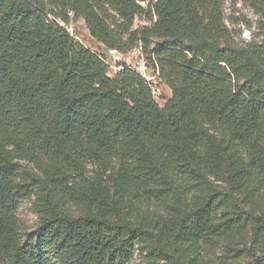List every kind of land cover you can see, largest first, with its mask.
Returning a JSON list of instances; mask_svg holds the SVG:
<instances>
[{
  "label": "trees",
  "instance_id": "1",
  "mask_svg": "<svg viewBox=\"0 0 264 264\" xmlns=\"http://www.w3.org/2000/svg\"><path fill=\"white\" fill-rule=\"evenodd\" d=\"M243 1L264 23V0ZM223 4L0 0V264H131L138 251L264 264V42L236 46ZM80 20L108 51L141 48L172 92L164 108L63 26ZM28 195L39 222L22 233Z\"/></svg>",
  "mask_w": 264,
  "mask_h": 264
},
{
  "label": "rangeland",
  "instance_id": "2",
  "mask_svg": "<svg viewBox=\"0 0 264 264\" xmlns=\"http://www.w3.org/2000/svg\"><path fill=\"white\" fill-rule=\"evenodd\" d=\"M146 6V4H143ZM223 13L225 18V24L231 33L232 42L236 46H246L254 43L264 42V23L261 18L248 6L243 0H224ZM151 23L146 18L138 17L135 21V29H139L145 26H149ZM63 26L69 31L71 36L80 42L89 50L95 52L101 56L109 65V73L112 77L116 75L119 68L130 67L135 69L138 67L140 59L143 58L146 63V57L139 54L141 48L135 49L129 54H119L116 51H108L103 45L94 40L87 29L83 20L77 23H71ZM147 74L151 79V88L155 100L161 108L167 104L172 96L171 90L161 81L159 75L155 73L154 69L147 63ZM123 70V69H122ZM260 194L264 196V180H260L257 184ZM264 200V198H263ZM35 197L28 195L22 198L19 203L17 217L20 222L22 233H30L37 229L39 218L35 210ZM264 205V203H263ZM142 211H146L144 205L139 206ZM224 247L222 245H216L211 249H208L207 253L222 254ZM52 255V254H51ZM145 254L138 251L131 264H145ZM50 264H57L51 259Z\"/></svg>",
  "mask_w": 264,
  "mask_h": 264
},
{
  "label": "built area",
  "instance_id": "3",
  "mask_svg": "<svg viewBox=\"0 0 264 264\" xmlns=\"http://www.w3.org/2000/svg\"><path fill=\"white\" fill-rule=\"evenodd\" d=\"M139 54L142 55V52L139 50ZM130 68V67H129ZM124 68H119V70H122ZM132 69V68H131ZM147 63L146 61L141 58L140 62L138 64V67L135 69H132L134 71H136L142 78H144L146 80V82L150 85L151 83V79L150 76L147 74ZM158 74V73H157ZM151 86V85H150Z\"/></svg>",
  "mask_w": 264,
  "mask_h": 264
},
{
  "label": "water",
  "instance_id": "4",
  "mask_svg": "<svg viewBox=\"0 0 264 264\" xmlns=\"http://www.w3.org/2000/svg\"><path fill=\"white\" fill-rule=\"evenodd\" d=\"M117 53V52H116Z\"/></svg>",
  "mask_w": 264,
  "mask_h": 264
}]
</instances>
